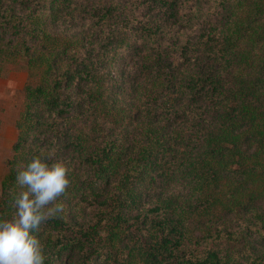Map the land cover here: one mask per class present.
Returning a JSON list of instances; mask_svg holds the SVG:
<instances>
[{
	"label": "trees",
	"instance_id": "obj_1",
	"mask_svg": "<svg viewBox=\"0 0 264 264\" xmlns=\"http://www.w3.org/2000/svg\"><path fill=\"white\" fill-rule=\"evenodd\" d=\"M16 170L63 162L44 264H264V0H0Z\"/></svg>",
	"mask_w": 264,
	"mask_h": 264
},
{
	"label": "clouds",
	"instance_id": "obj_2",
	"mask_svg": "<svg viewBox=\"0 0 264 264\" xmlns=\"http://www.w3.org/2000/svg\"><path fill=\"white\" fill-rule=\"evenodd\" d=\"M66 165L33 155L16 170L18 191L13 194L14 214L0 218V264H44L42 244L35 234L45 219L59 214L58 197L69 184Z\"/></svg>",
	"mask_w": 264,
	"mask_h": 264
},
{
	"label": "rangeland",
	"instance_id": "obj_3",
	"mask_svg": "<svg viewBox=\"0 0 264 264\" xmlns=\"http://www.w3.org/2000/svg\"><path fill=\"white\" fill-rule=\"evenodd\" d=\"M36 80V71L29 70L23 61L6 64L0 70V182L16 138L15 121L23 107L24 87Z\"/></svg>",
	"mask_w": 264,
	"mask_h": 264
}]
</instances>
